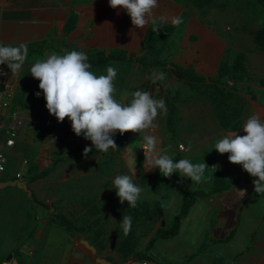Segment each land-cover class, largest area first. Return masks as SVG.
<instances>
[{
    "label": "crops",
    "instance_id": "0c3cea01",
    "mask_svg": "<svg viewBox=\"0 0 264 264\" xmlns=\"http://www.w3.org/2000/svg\"><path fill=\"white\" fill-rule=\"evenodd\" d=\"M86 1L0 0V44L19 46L20 43H24L28 47V59L18 74L11 73L10 78L0 73V103L6 98L7 83L13 82L14 87V99L6 110L8 116L4 119V131L0 133V151H6L8 156L7 171L0 176V264L4 261L12 264H98L92 251L82 244L81 239L89 240L96 247L98 256L103 257L99 250V242L90 236L87 228L77 227L65 209L71 208L69 210L71 211L75 208V204L80 208H87L92 202L101 199L98 197L100 184L73 185L70 180L79 177L81 171L86 172L81 176L100 175L99 163L108 153L97 152L90 140L77 136L67 117L62 125L53 131L44 128L43 121L48 112L46 100L39 88L40 81L30 74V67L38 60L46 59L53 52L62 55L67 51L75 50L83 51L88 55L97 50H105L107 53L124 51L128 54L143 55L146 53L142 51L143 43L152 25L143 30L135 28L126 10L113 9L107 5L84 7ZM90 2L89 0L86 3ZM181 14V7L177 3H173L172 0H162L159 1L156 10V21L172 24L171 19L180 17ZM176 28L177 26L171 34ZM199 34L202 39L196 42L195 46L190 44L189 39L187 48L183 49L182 53L179 52V56H183L184 59L180 60V64L172 65L191 69L202 78L200 84L210 83L211 86L212 82L220 78L219 69L221 63L226 62L223 60L227 48L225 43L213 39L212 33L208 34L205 29ZM183 45L182 42L181 46ZM196 46H199L198 49ZM190 53L194 55L188 58ZM170 65L168 63V67ZM108 66L117 68L119 72L115 81L118 90L116 99L122 103L130 102L132 92L145 90L151 92L155 98L164 99L168 104L169 96L175 95V98L169 99V106L181 110L178 115L179 124L185 121L183 105L189 109L195 107V104L201 100H195L194 92L197 84L186 79H178L175 74L160 68L145 66L138 62H110L100 67L92 65L91 70L98 76L105 75ZM2 68L11 72L6 64L0 65V69ZM208 68H211V71ZM156 72H164L166 79L153 83L149 77ZM216 76L214 81L207 82L209 77ZM245 87L252 89L250 86ZM37 92L41 93L39 97L36 95ZM256 108L259 114L264 112L258 106ZM13 112L18 113L17 118L11 116ZM165 117H160L161 123L158 122L156 129H163L162 121ZM11 129L17 131V136L15 146L9 148L5 143ZM219 132L222 131L217 133ZM129 140L124 148L126 154ZM79 146L92 147V151L85 157L84 150L79 152ZM141 150L144 174H151L158 168L150 170L149 160L152 154L145 156V150L143 148ZM156 154H160V150H157ZM57 158L61 160L46 177L28 181L30 177L49 167ZM88 163L91 164L90 169H82ZM17 173L22 175L19 180L27 182V190L4 184L18 180ZM142 184L141 186L145 185ZM158 186L154 187L155 190H158L156 189ZM250 189L251 186L246 188V195ZM227 190L209 195L206 194L208 191H204L203 194L205 193L206 196L200 195L198 198L201 202L210 205L209 216L216 217L218 214L216 225L226 220L222 209L227 205L228 194L234 189ZM187 191L194 192V189L187 188L184 193ZM106 199L112 201L114 197ZM140 201L143 203L145 200ZM198 202L196 200L190 212ZM190 212L187 216H190ZM52 213L66 216L72 226L68 228L56 223L50 218ZM242 221L243 217L241 224ZM239 230L240 228L229 242H225L227 237L220 238L210 234L209 231H206L204 238L210 236L211 242L214 241L215 245L231 244L238 238ZM80 234L81 238H78ZM263 234L264 216L259 229L250 234V239H253L252 244L248 247L243 244L245 249L240 252L223 254L221 251H212L211 245L204 246V249L191 248L178 251L173 246L174 254L180 257L188 255L186 261L174 264H264ZM180 236L178 233L174 237L177 243V238ZM142 259L149 260L152 264H159L150 257Z\"/></svg>",
    "mask_w": 264,
    "mask_h": 264
},
{
    "label": "rangeland",
    "instance_id": "374dc122",
    "mask_svg": "<svg viewBox=\"0 0 264 264\" xmlns=\"http://www.w3.org/2000/svg\"><path fill=\"white\" fill-rule=\"evenodd\" d=\"M90 1V3L85 2L83 6H110L109 0ZM172 1L181 7L180 18L183 23L176 28L173 34L163 36L150 51H147L150 59L162 58L169 64H180V60H183L184 57L179 56V52L182 53L183 49L187 48L186 44L189 39L190 44L195 46L196 42L202 39L199 32H203L205 29L208 34L212 33L213 39L216 38L226 44V56L223 61L231 63L240 52L247 54L248 76L239 83L237 95L230 94L221 105L211 96L210 92L212 93L213 87L212 85L209 86L210 83L197 85L194 92L195 100H201L195 104V107L189 109L183 105L185 121L182 124H179L180 117L178 116L181 110L177 108V134H174L167 127L168 113L162 121L163 129H155L157 133L155 131L151 133L157 134V150H163L174 161L188 158L193 163L205 162L209 167L204 174L205 181L203 183H193L190 178H184L175 173L171 180L156 187L158 190L150 185L141 186L142 183L139 178L144 174V171L143 168L142 171L140 168L138 169V166L143 143L140 134L133 132L129 137L130 144L127 154L124 149L119 152L110 149L108 155L101 159L99 163L100 175L97 177L91 176V174L81 176L86 174V172L81 171L79 177L70 180L73 185L100 184L98 197L101 199L99 201L92 202L87 208H80L75 204L74 209L69 211L71 208H67L65 211L77 227L87 228L90 236L99 242L101 255L104 258H110L116 264H124V255L127 252L124 244L126 243L130 248L129 256L137 252L146 253L159 264H174L187 260L188 255L180 257L174 254L173 246L178 251L191 248L204 249V246L211 245L212 251H221L223 254L240 252L245 249L243 244L245 247L252 244L253 239H250V234L259 229L264 216V204L257 203L248 208L243 215L242 224L241 221H238L237 215L240 205L247 196L245 194L246 188L251 185L245 180L239 183L233 182L227 191L234 190L228 194L227 205L222 209L226 218L222 224H215L218 214L216 217L209 216L210 205L201 202L197 197L198 204L192 209L190 216L182 221L179 231L181 236L177 238L178 243L175 238L158 239L150 249L148 247L150 239L159 228L172 226L174 216L181 208L184 190L191 188L194 189V193L200 194L204 191L209 192L214 173L224 171L225 165L230 162L229 155L220 154L214 149L218 139L229 132H233L220 126L218 112H222L223 119L230 126L236 123L244 125L252 115H260L264 119V112L259 114L256 108L258 106L264 110V54L253 41L254 32L261 25L260 7L254 0H207L204 6H198L195 0ZM192 37L195 39L192 40ZM182 42L184 43L183 46H181ZM198 47L196 46L197 49ZM193 55L188 54V58L193 57ZM208 70L211 71V68ZM213 78L209 77L206 81H214L217 76ZM245 86H250L252 89L247 92ZM173 98L175 95L169 96V99ZM237 112L238 115L235 117ZM158 122L161 123L160 117L157 118L156 123L158 124ZM218 131L222 132L217 133ZM237 132L239 134L241 131ZM90 167L91 164L88 163L82 169L89 170ZM122 174L132 176L134 183L143 188L142 199L145 200L143 203L150 204L156 199L162 201L164 207L161 217H152V213L142 216L133 215L127 208V201L123 204L120 203L116 189L113 188V179ZM203 196L206 194L204 193ZM112 197H114L112 201L106 199ZM140 202L138 201V203ZM124 215L132 217L131 232L127 236L123 234L120 227ZM234 228L236 230L240 228V230L238 238L231 244L215 245L214 241L211 242L210 236L204 238L206 231L217 237L226 238Z\"/></svg>",
    "mask_w": 264,
    "mask_h": 264
},
{
    "label": "clouds",
    "instance_id": "9594fccd",
    "mask_svg": "<svg viewBox=\"0 0 264 264\" xmlns=\"http://www.w3.org/2000/svg\"><path fill=\"white\" fill-rule=\"evenodd\" d=\"M109 5L113 9L126 10L135 28L143 30L151 24L153 31L159 30L156 22L159 0H109ZM171 23L178 27L183 20L173 17ZM27 59L26 44H0V65L6 64L12 75L22 70ZM88 60L85 52L73 50L62 55L53 52L31 65L30 74L40 81L39 88L49 113L58 122L69 118L73 132L90 140L97 152L108 153L110 149H116L113 137L117 132L121 135L139 133L145 156L152 154L149 160L151 170L158 168L164 177L170 178L178 173L193 183H203L209 167L205 162L193 163L188 158L174 161L163 150L156 154L157 137L151 133L158 126L157 118L168 113L166 101L155 98L149 91L137 90L131 93L130 102H120L116 99L118 90L115 86L118 69L108 66L106 74L98 76L91 70ZM149 78L156 83L164 81L166 74L156 72ZM36 95L39 97L41 93ZM242 129L245 135L229 132L216 141L214 149L220 154L228 153L231 163L242 165L244 171L256 178L253 181L255 192L264 194V119L260 115H252ZM91 151L92 147H85L84 156L87 157ZM113 185L121 204L127 201L129 207H137L144 190L134 183L132 176L117 175ZM120 227L127 236L131 232L132 217L124 215Z\"/></svg>",
    "mask_w": 264,
    "mask_h": 264
},
{
    "label": "trees",
    "instance_id": "16d2710c",
    "mask_svg": "<svg viewBox=\"0 0 264 264\" xmlns=\"http://www.w3.org/2000/svg\"><path fill=\"white\" fill-rule=\"evenodd\" d=\"M207 0H195L196 4L198 6H204ZM254 2L260 7L259 9V17L261 19V25L258 29L254 32L253 41L258 47V49L264 54V0H254ZM159 25L158 31H153L152 26L150 28V31L148 32L144 43L142 47V51H146L143 55H136V54H128L124 51L119 52H113V53H107L105 50H97L93 53L88 54L89 60L88 62L91 65L94 66H105L109 64L110 62H138L142 65L149 66V67H155L160 68L164 71H167L169 73L175 74V76L178 79H186L188 81L194 82V84L199 85L202 80V78L195 74L194 71L191 69H184L182 67H178L175 65H170L168 67V63L164 59H150L147 51H150V49L153 48L155 43L162 38L165 35H170L174 30L175 26L173 24H169L163 21H156ZM246 58L247 54L244 52H240L235 59L231 63L223 62L220 65L219 69V77L214 82H212L213 91L211 93V96H213V99L217 101L219 105L222 104V102L229 97V95H237L238 89H239V83L243 80H245L246 76H248V71L246 68ZM246 91L248 92L249 87H245ZM241 95V94H240ZM239 95V96H240ZM167 108H168V117L169 121L167 122V127L170 131H173L174 134H177V108L173 107L170 108L169 106V99ZM219 118H220V124L223 129H230L233 132H236L241 129L242 125L241 123H236L232 126H230L225 120L223 119L222 112H218ZM238 112L235 114V117H237ZM131 135V132H127L123 135L117 134L113 137L116 143V151L123 150L126 145L127 141ZM87 146H79L78 150L79 152H82V150L85 149ZM229 155L228 153H226ZM142 158L143 154L141 153L139 158V166H142ZM61 160V158L54 159L53 162L49 167L44 169L43 171L39 172L38 174L34 175L33 177H30L28 181H35L37 179H41L46 177L50 171L55 167V165ZM140 168L142 169V167ZM213 183L212 186L209 189V192H206L207 195L213 194L222 190H227L230 186H232V183H239L242 180L247 181L251 185V189L248 192L247 196L245 197L244 201L240 205L239 212H238V221L240 222L242 220L243 215L247 212L248 208L250 206H253L257 203H263L264 204V194H257L254 190V177H252L250 174H248L246 171H244L242 165L233 164L231 162L227 163L225 165L224 171H216L213 175ZM172 179V176L170 178L164 177L159 169H156V171L152 174H143L139 178L140 182L145 185L150 186H158L162 184L163 182H167ZM203 192L201 196H203ZM197 197L192 191H187L184 193L182 198V205L179 210V212L174 216L173 224L170 228H159L155 235L150 239L148 243L149 249L155 244V242L158 239H172L174 238L180 231V227L182 224V221L184 218L187 217V215L190 212V209L192 205L196 202ZM128 210L133 215L142 216L144 214L148 215L150 213L153 214L152 217L159 218L163 214V206L162 202L159 200H154L150 204L146 203H138L137 207L131 208L128 206V202L126 203ZM50 218L55 221L58 224L67 226L70 228L72 226L71 221L64 215L60 213H52L50 215ZM238 230V229H237ZM236 228H234L230 235L225 239V242L231 241V239L234 237V235L237 232ZM128 243L124 244V247L126 249V254L124 255L125 260L124 264L128 263L130 260L134 259H142V258H149L150 256L146 253L137 252L132 256H129V246H127ZM108 260L112 261L110 258H107Z\"/></svg>",
    "mask_w": 264,
    "mask_h": 264
},
{
    "label": "built area",
    "instance_id": "2783aa9c",
    "mask_svg": "<svg viewBox=\"0 0 264 264\" xmlns=\"http://www.w3.org/2000/svg\"><path fill=\"white\" fill-rule=\"evenodd\" d=\"M0 73L7 75L8 77L11 78V72L7 69H0ZM14 99V87H13V82H8L7 83V89H6V98L5 100L0 103V133L4 131V119L8 116L6 114V110L9 109L11 106V103ZM14 118L18 117L17 112H13L11 115ZM43 126L47 131H53L57 128H59L62 125V122H58L55 116L51 115L49 111L47 112V115L43 121ZM241 131L239 135L243 136L245 133L243 132L242 128L239 130ZM16 136H17V131L11 129L8 132V137L6 140V146L9 148H12L15 146V141H16ZM7 166H8V156L6 154V151H0V176L4 174L7 171ZM16 177L21 179L22 175L20 173L16 174ZM1 264H12L9 261H4ZM126 264H152L149 260L146 259H137V260H132Z\"/></svg>",
    "mask_w": 264,
    "mask_h": 264
},
{
    "label": "water",
    "instance_id": "95a60500",
    "mask_svg": "<svg viewBox=\"0 0 264 264\" xmlns=\"http://www.w3.org/2000/svg\"><path fill=\"white\" fill-rule=\"evenodd\" d=\"M255 98V97H254ZM4 184L7 185H12V186H18V187H22L23 189L27 190V182L26 181H21V180H13V181H9V182H5ZM195 195H197L196 197H199L201 194L198 192L194 193ZM78 238H81V234L78 235ZM82 244H84L88 249H90L92 251V253L95 256L96 262L98 264H116L113 263L112 261L108 260L107 258L104 257H100L98 256L97 253V249L94 245H92L89 240L87 239H81Z\"/></svg>",
    "mask_w": 264,
    "mask_h": 264
}]
</instances>
